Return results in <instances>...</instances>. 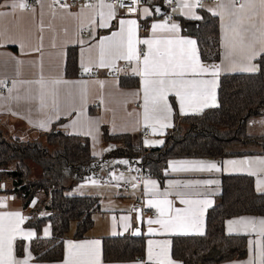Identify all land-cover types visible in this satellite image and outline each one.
Here are the masks:
<instances>
[{"label": "crops", "instance_id": "0c3cea01", "mask_svg": "<svg viewBox=\"0 0 264 264\" xmlns=\"http://www.w3.org/2000/svg\"><path fill=\"white\" fill-rule=\"evenodd\" d=\"M32 3L31 10L12 9V0H0V81L10 82L11 86L4 94H0V129L10 137H17L21 141L33 140L40 132H48L55 126L57 129L73 136L85 137L90 143L91 155L101 158L105 153L114 150L113 144H104L101 140L102 128L105 127L110 135H131L139 137L147 148L159 147L163 143L165 133L173 126L174 116L199 114L207 108L218 106L217 91L222 76L233 74H252L244 71L248 61L240 54L226 58L224 47L226 43V28L231 24L232 17L227 13L224 19L214 15L217 11L218 0H202L203 7H196L193 12L201 19H192L187 14V9L181 10L178 3L174 11L175 19L170 21L179 25L177 33H153V23H164V10L158 0H152L148 6H142L136 13L124 14L115 10V17L109 22L108 27H99L100 16L99 0L91 2L78 1L75 6L63 8L54 6L52 0H25ZM107 4L109 0H104ZM9 7H4L3 4ZM91 4L92 7H86ZM244 4L239 12L244 26L250 28L261 37L264 33V7L259 0H241L235 3V8ZM144 8L149 9L150 15H145ZM156 9H159L157 11ZM211 10V11H210ZM105 12L107 9L104 10ZM203 12L216 17L219 27L218 46L219 59L207 62L201 58L197 38L192 36L193 30L203 19ZM121 19H135L138 23L136 39H167L190 38L194 39L200 62L206 66L219 65L220 71L216 77L207 74H185L183 77H174L183 80L215 79L214 101L209 100V106L201 108L203 103L199 97L193 98L191 103H185L181 112L180 98L175 91H169L166 96L171 113L165 121L169 126L153 132L152 122L148 126L144 122V92L143 77L134 74L133 69L143 67V55L140 61H127L116 59L115 67H98L99 43L104 38H113V33L120 31ZM92 21H95L93 23ZM182 22H185L183 25ZM149 24V25H148ZM113 39L118 40L119 37ZM15 41V43L9 42ZM108 42H106L107 47ZM23 45V47H21ZM140 53H146L147 45H136ZM164 45H161L163 49ZM259 47V44L257 45ZM69 49L72 52V64L67 68ZM260 56V55H259ZM257 56L251 61L256 65ZM82 61L89 63L91 71L84 72ZM256 72V71H255ZM123 78L125 86L120 85ZM45 83V106L41 107V86L36 81ZM60 81V83H53ZM23 82V83H22ZM0 84V87L2 86ZM189 91H198L199 86L188 85ZM11 90V91H9ZM55 91L57 107L52 106V97L47 95ZM41 123L44 127H41ZM249 127L254 134L264 133V116L258 121L253 120ZM145 130L150 131L148 138L143 137ZM149 141L150 143H145ZM162 141V143H160ZM126 161V163H121ZM216 163L219 171L201 170L193 167L194 162ZM228 161H236L229 164ZM264 155L232 156L223 159L215 158H172L167 161L161 180L155 177H145L142 182L135 180V164H129L124 158L111 160L110 168L101 174L100 178L83 181L73 187L67 194L70 196H95L99 200V211L92 216L93 225L81 239H75V223L71 234H67L63 241V256L59 261H38L35 259L30 245L37 237L33 228L27 227L29 211L34 207L36 198L24 209L22 201L9 191L11 183H0V216H5V224L15 223V217L6 214L20 213L23 222L19 227L23 232L33 233L32 236H17L13 241V257L18 260L27 259L28 264H65L71 261H86L83 255L88 250L89 242L99 241V264H183L173 258L171 253L174 237L202 236L206 231V214L216 203V197L221 193L223 176L245 175L253 178L254 189L257 193H264ZM254 173V174H253ZM96 181L93 184L91 181ZM154 181L153 185L150 183ZM206 181H215L207 184ZM88 183V186H86ZM77 187H86L77 190ZM42 194L40 193V197ZM169 200L172 202L170 210H166L163 217L155 205L150 206L149 201ZM211 201L208 205L183 204L181 200ZM135 203L142 205V210L133 208ZM166 207V206H162ZM176 209L182 210L184 215H190L191 210H202L199 228H194L189 222H184L182 227L165 231L159 224H149L148 220L168 219L175 216ZM148 212H153L150 216ZM250 220L255 224L245 229L241 225H233L229 231V221ZM264 216L241 215L227 219L224 231L227 235H239L246 238V254L242 259L232 260L220 264H264V226L260 221ZM70 227V230H71ZM149 228L154 229L149 232ZM47 233V234H46ZM51 227L45 224L40 236L48 240L51 238ZM143 237V254L124 262H107L103 258L104 239L123 236ZM151 242V244L149 243ZM84 245L82 249H72L69 245ZM21 254L17 253L19 249ZM151 249L152 258L149 259ZM77 252L81 253L77 255ZM29 253L31 254L29 258ZM137 258L142 262L136 261Z\"/></svg>", "mask_w": 264, "mask_h": 264}, {"label": "trees", "instance_id": "16d2710c", "mask_svg": "<svg viewBox=\"0 0 264 264\" xmlns=\"http://www.w3.org/2000/svg\"><path fill=\"white\" fill-rule=\"evenodd\" d=\"M198 25L191 34L198 40L201 58L218 61L216 17L203 12ZM73 51H68L67 68L72 64ZM256 64L259 71L252 74L220 78L218 106L199 114H175L174 124L159 147L147 148L139 137L131 135H110L103 127L102 142L115 148L95 158L87 138L69 135L55 126L27 141L10 137L0 129V183H11L9 191L22 201L24 209L36 198L26 223L37 234L30 245L35 259L59 261L72 223H75V239L83 238L91 229L92 216L100 208L98 198L67 193L83 181L100 178L115 158H124L161 180L167 161L172 158L263 156L264 133L254 134L249 123L264 116V54L257 58ZM120 85L125 86L123 78ZM33 170L37 175L32 177ZM241 215L264 216V193L255 191L250 176H223L221 193L206 214L205 234L174 237L173 258L183 264H220L242 259L246 254L245 236L227 235L224 231L227 219ZM45 224L51 227L52 236L48 240L40 236ZM143 242V237L128 235L104 239L103 258L107 262H124L141 257ZM17 253L21 254L20 246Z\"/></svg>", "mask_w": 264, "mask_h": 264}, {"label": "snow or ice", "instance_id": "6c2138e0", "mask_svg": "<svg viewBox=\"0 0 264 264\" xmlns=\"http://www.w3.org/2000/svg\"><path fill=\"white\" fill-rule=\"evenodd\" d=\"M55 3H59V0H54ZM181 5V10L187 9V14L192 19H201L200 16L193 12L196 7H203L202 0H177ZM140 0H121V6L126 7L129 13H135L137 8L135 5L139 4ZM172 3V0H169ZM259 3L264 7V0H259ZM4 7H9L8 4H3ZM12 9H27L29 4L25 0H12L10 5ZM61 7L67 8L68 5L61 4ZM86 7H92L91 4L86 5ZM99 12L100 23L99 27H108L109 22L115 17L116 13L114 10V5L110 3H105L104 0H99ZM245 5L241 4L239 9L235 8V0H218L217 11H213L214 15H220L221 19H224L227 13L232 17L231 24L226 28V43L224 45L226 52V58L232 57L236 54L242 55L244 59L248 61V66L243 68L244 71L255 72L259 71V68L252 64L251 61L257 56L264 54V33L261 37H257L256 33L250 28L245 27L243 20L241 19L239 12L244 9ZM107 9L105 12L104 10ZM159 11V9H156ZM211 11V10H210ZM143 12L145 15H150L149 9L144 8ZM95 23V21H92ZM120 31L118 33H113L114 37H119L118 40L113 38H104L99 43V61L98 67H115V60H127V61H140L141 55H143V67H137L133 69L134 74L141 75L143 79V92H144V122L148 126L152 122L153 132H156V124L160 128L169 126L165 121H167L168 116L171 113V108L167 104L166 96L169 91H175V94L180 98L181 112L184 111L185 103H191L193 98L199 97L203 103L200 107L209 106L208 101H214V88L216 85L215 79L207 80H183L175 79L174 77H183L185 74L191 73L196 75L207 74L212 77H216L219 74L220 66L212 65L206 66L200 62L196 41L190 38H167V39H136V30L138 28L137 20L121 19ZM151 30L155 34L157 32H169L177 33L179 30V25L176 23L169 24L168 21L164 23H153L151 25ZM15 43V41H9ZM106 42H108L106 47ZM147 45L148 50L146 53H140L136 47L137 44ZM259 44V47L257 45ZM161 45H164L163 49ZM23 47V45H21ZM91 61L89 63H84L82 61V68L84 72L91 71L90 67ZM3 82L0 81V84ZM23 83V82H22ZM36 83L41 86V107L45 106V83L41 79L36 81ZM53 83H60V81H53ZM188 85L199 86L198 91H189ZM11 91V90H9ZM47 95L52 97V106L57 107L56 93L55 91H49ZM41 127L44 124L41 123ZM145 143H150L145 141ZM162 143V141L160 142ZM121 163H126V161H121ZM229 164H235L236 161H228ZM264 164V161H261ZM193 167H198L201 170H216L219 171L216 163L213 162H194ZM254 174V173H253ZM93 184L96 181H91ZM153 185L154 181H151ZM207 184L215 183V181H206ZM264 183V182H260ZM150 206L155 205L160 213V216L165 215L166 210H170L172 207V202L165 199L160 201H149ZM183 204H203L208 205L211 201H191V200H181ZM166 206V207H162ZM202 215V210H191L190 215H184L182 210L176 209L175 216L169 217L168 219H156L148 220L151 225L153 223L159 224L161 228L165 231L169 229H174L177 227H182L184 222H189L192 227L199 228L200 216ZM7 217H15L16 222L5 224V216H0V264H28L27 259L18 260L13 257V241L19 236L30 237L33 233H25L19 227L20 223L23 222V217L20 213H10L6 214ZM260 224L264 226V220L260 221ZM233 225H241L245 229L251 227L255 230V224L250 220H234L229 221V231H233ZM264 230V229H262ZM154 229L149 228V232H153ZM47 234V233H46ZM99 241L89 242L88 250L83 253L88 259L86 261H78L77 264H99V252L98 246ZM151 244V242H149ZM85 248L84 245H69L70 252L72 249H82ZM81 253L77 252V255ZM31 254L29 253V258ZM151 249L149 250V259H151ZM65 264H72L71 261H65ZM168 264H172V261H168Z\"/></svg>", "mask_w": 264, "mask_h": 264}, {"label": "built area", "instance_id": "2783aa9c", "mask_svg": "<svg viewBox=\"0 0 264 264\" xmlns=\"http://www.w3.org/2000/svg\"><path fill=\"white\" fill-rule=\"evenodd\" d=\"M78 1L91 2V0H59V3H55L54 0H52L54 6H61V4H66L69 7L75 6ZM158 1L160 3L161 7L164 10L165 20L168 21V22L174 20V18H175L174 17V11L178 7L177 0H172V3H169V0H158ZM240 1L241 0H235V3H239ZM151 2H152V0H140V3L135 5V7L138 9V8H140L142 6H148L149 4H151ZM109 3L114 5V8L118 9L119 11L123 12L124 14H132V13H129L127 11L126 7H122L121 6V0H109ZM28 4H29V7L26 10H31L33 8V4L32 3H28ZM10 86H11L10 82H6V83L2 84V86L0 87V94H4L7 91V89L10 88ZM149 135H150V131L149 130H145L144 133H143V137L144 138H148ZM134 174H135V180L137 182H142V180L145 177H152L151 174H149L148 172L144 171L142 168H140L138 166L134 167ZM133 208L136 209V210H142L143 209L142 205L140 203H135ZM148 214L150 216H154L153 212H148ZM136 261L142 262V259L137 258Z\"/></svg>", "mask_w": 264, "mask_h": 264}, {"label": "rangeland", "instance_id": "374dc122", "mask_svg": "<svg viewBox=\"0 0 264 264\" xmlns=\"http://www.w3.org/2000/svg\"><path fill=\"white\" fill-rule=\"evenodd\" d=\"M8 138H9V137H8ZM105 165H106V164H105ZM31 175H32V177H33V176H36V175H37V172H35V170H33ZM86 186H88V183H86ZM79 188L82 189V188H86V187H77L76 189H77V190H80ZM72 231H73V225H72V227H71V230H70L69 234H71Z\"/></svg>", "mask_w": 264, "mask_h": 264}]
</instances>
